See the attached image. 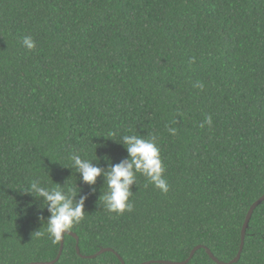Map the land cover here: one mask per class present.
Listing matches in <instances>:
<instances>
[{"label":"trees","instance_id":"trees-1","mask_svg":"<svg viewBox=\"0 0 264 264\" xmlns=\"http://www.w3.org/2000/svg\"><path fill=\"white\" fill-rule=\"evenodd\" d=\"M129 134L157 137L168 191L137 173L110 212L70 157L107 171ZM34 180L87 197L81 256L114 252L83 259L66 235L56 264L232 261L264 195V0H0V264L58 255ZM236 264H264V203Z\"/></svg>","mask_w":264,"mask_h":264},{"label":"clouds","instance_id":"clouds-1","mask_svg":"<svg viewBox=\"0 0 264 264\" xmlns=\"http://www.w3.org/2000/svg\"><path fill=\"white\" fill-rule=\"evenodd\" d=\"M23 45L29 50L36 46L30 36L23 38ZM196 86L203 88V84ZM205 122L211 125V116H206ZM168 131L173 135L176 133L174 128H169ZM107 136L113 137L115 133L109 132ZM119 142L124 144L129 159L120 164L110 165L107 171L95 166L92 163L93 160L82 158L80 154H73L70 159L84 183L94 185L97 177L104 176L108 191L103 193L99 199L104 201L108 211L123 213L125 210L132 209L129 198L133 194L131 186L136 183L137 173L147 177L150 183L163 192L168 191V183L163 178L164 167L155 135H150L148 138L137 134L123 135ZM105 159L108 158L105 157ZM23 191L37 199L43 198V204L50 213L47 219V232L50 237L54 238V241L60 240L64 234L84 219V202L87 197L80 196L77 199V192L71 188L65 189L62 186L49 188L42 186L39 180H34Z\"/></svg>","mask_w":264,"mask_h":264},{"label":"water","instance_id":"water-1","mask_svg":"<svg viewBox=\"0 0 264 264\" xmlns=\"http://www.w3.org/2000/svg\"><path fill=\"white\" fill-rule=\"evenodd\" d=\"M262 203H264V195L259 198L249 209L247 215H246V218H245V221L243 223V226H242V229H241V243H240V248H239V252L237 254V256L232 260L230 261L229 263H224V262H221L219 261L212 253L210 250H208L207 248L203 247V246H197L195 247L188 259L184 262H170V261H150V262H146V263H143V264H189V262L193 259L194 255L199 251V250H204L206 252V254L209 256V258L216 264H236L239 262L240 260V257H241V254H242V251H243V248H244V244H245V235H246V231L248 229V226H249V223L251 221V218H252V215L254 213V211L256 210L257 207H259ZM68 235L72 238L75 239V242H76V253L78 255L81 256L80 254V250H79V238L77 237L76 234L74 233H71L68 231L67 234H64L62 236V238L59 240L60 242V247H59V252H58V255L57 257L55 258V260L51 261V262H40V263H30V264H56L61 256H62V252H63V248H64V237ZM104 253H114L113 250L111 249H103L101 251H99L97 254L93 255V256H81L83 259H88V260H93L95 258H97L98 256L104 254ZM119 260L121 261L122 264H124V262L122 261V259L118 256Z\"/></svg>","mask_w":264,"mask_h":264}]
</instances>
